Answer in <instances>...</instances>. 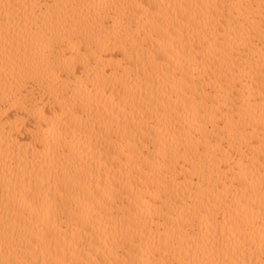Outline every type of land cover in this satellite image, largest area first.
I'll return each mask as SVG.
<instances>
[{
  "label": "bare ground",
  "instance_id": "obj_1",
  "mask_svg": "<svg viewBox=\"0 0 264 264\" xmlns=\"http://www.w3.org/2000/svg\"><path fill=\"white\" fill-rule=\"evenodd\" d=\"M0 264H264V0H0Z\"/></svg>",
  "mask_w": 264,
  "mask_h": 264
}]
</instances>
